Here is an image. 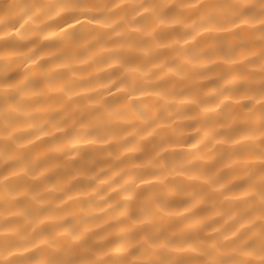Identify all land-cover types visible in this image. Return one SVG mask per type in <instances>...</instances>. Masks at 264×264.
Here are the masks:
<instances>
[{"label": "clouds", "instance_id": "9594fccd", "mask_svg": "<svg viewBox=\"0 0 264 264\" xmlns=\"http://www.w3.org/2000/svg\"><path fill=\"white\" fill-rule=\"evenodd\" d=\"M0 264H264V0H0Z\"/></svg>", "mask_w": 264, "mask_h": 264}]
</instances>
